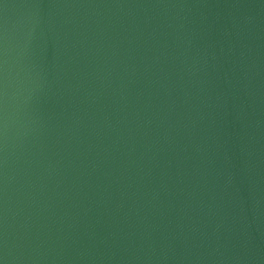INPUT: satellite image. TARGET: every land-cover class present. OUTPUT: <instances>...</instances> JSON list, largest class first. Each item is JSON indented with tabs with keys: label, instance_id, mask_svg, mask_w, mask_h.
Returning <instances> with one entry per match:
<instances>
[{
	"label": "water",
	"instance_id": "water-1",
	"mask_svg": "<svg viewBox=\"0 0 264 264\" xmlns=\"http://www.w3.org/2000/svg\"><path fill=\"white\" fill-rule=\"evenodd\" d=\"M0 264H264V0H0Z\"/></svg>",
	"mask_w": 264,
	"mask_h": 264
}]
</instances>
